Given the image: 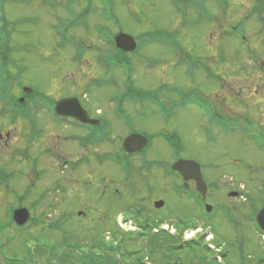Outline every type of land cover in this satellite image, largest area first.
Instances as JSON below:
<instances>
[{
  "label": "rangeland",
  "instance_id": "374dc122",
  "mask_svg": "<svg viewBox=\"0 0 264 264\" xmlns=\"http://www.w3.org/2000/svg\"><path fill=\"white\" fill-rule=\"evenodd\" d=\"M259 6L257 0H0V36L9 43L3 50L0 41V52L6 54L4 77L15 80L12 93L29 88L32 100L46 103L74 94L110 115L122 99L131 113L128 124L139 134L159 135L146 155L130 159V172L108 161L97 171L79 164L70 176L62 172L65 153L91 158L93 150L60 141L48 121L44 133L28 135L44 144L40 179L27 160L37 156L20 153L10 163L24 136L12 137L2 149L11 180L0 176L6 182L0 184V225L11 224L0 232V264H90L94 258L100 264H264V235L254 218L264 206V20L254 13ZM121 33L140 48L129 54L131 64L104 67L98 58L114 50L109 36ZM136 90L154 92L158 100L126 99ZM180 101L187 107L173 108ZM3 110L0 101V125L12 131L16 124L8 123ZM109 119L113 135L132 130ZM18 124L22 130L28 125ZM173 136L181 140L179 153L169 145ZM119 143L100 151L112 153ZM178 158L202 166L205 201L192 183L191 193H180L183 181L156 164ZM22 167H29L28 174ZM61 176L71 183L65 193L55 189ZM91 198L97 202L90 205ZM19 207L31 217L23 228L10 221ZM166 228L176 248L154 253L147 243Z\"/></svg>",
  "mask_w": 264,
  "mask_h": 264
},
{
  "label": "flooded vegetation",
  "instance_id": "af4514ba",
  "mask_svg": "<svg viewBox=\"0 0 264 264\" xmlns=\"http://www.w3.org/2000/svg\"><path fill=\"white\" fill-rule=\"evenodd\" d=\"M110 59V57L106 54V55H102L98 58V61H100L101 65L103 64H107L108 60ZM82 60V59H81ZM131 64V62H130ZM95 79V78H94ZM89 83H93V81L91 80ZM88 83V84H89ZM34 93L32 91H27L24 93V101L22 104V108H21V112L23 114V116L21 117H17V119L12 120L10 118V120L8 119V123H10L11 125H15V129H13L12 131H5L3 130V125H0V159H2V161H0V176H6L9 178V181L11 180V173L8 171V169H10L11 164H13V159L17 160L19 159L20 153L22 156H30V155H35V157L37 156V160L34 161L32 160L30 157L27 158V160H30V165H31V173L37 171L38 172V177L40 179V177L42 175H44L41 171L42 166H44V164L42 163V158L45 155L44 152V144L40 143V142H35L33 137H28L32 136V135H38L41 133V131H44L45 124L49 121L54 127V134L55 135H59V140L61 141H65L68 142L67 144H79L81 147H85L87 150H93L91 158H77L75 156V154L71 155V153H65V161L63 166V170H68L66 172H68L71 176V173L74 174V172H76L79 167L81 165H91L90 167L92 168V170H96L97 169H103L104 165L107 164V162H111L112 164L116 165L117 167H119L120 165L123 166V168L125 169L126 167H124V163H125V158H134V157H138V156H143L146 155V152H143L141 154H134V155H128L124 149H123V142L126 138H128L130 135L133 134H139L135 129V127H133V125L131 123L128 124V121H130L129 119V111L125 109V103L124 102H119L118 104L115 105V109L113 110V115H110L109 113H105L104 111H102L101 109L98 110H94L91 107H89L88 105L86 106L81 99H79L78 96L74 95V94H65L62 95L61 97H59V99H51L53 104H47L44 102V99H37L38 102H35L33 99ZM155 96V95H154ZM69 98H77L80 102L81 107L83 108V110L86 112L85 117V121L83 122L82 120H78L76 118H74L73 116L71 117H63L60 116L58 114H56L55 108L57 103L62 100V99H69ZM156 98V97H155ZM41 100V101H40ZM132 107L137 108L138 106H141L139 104H131ZM174 106V107H173ZM173 108H184L186 106H181L179 105H173ZM161 110H158L160 112L163 113V106L159 107ZM11 111V107L9 105H4V114L7 115V117H11V114L9 113ZM157 111V112H158ZM129 112V113H128ZM135 113L137 114L138 117V113L137 111H135ZM131 114V113H130ZM135 114V116H136ZM110 116H112L113 121L121 123L122 125H129L128 129H132L130 130V132L126 135V136H120L117 135V133L115 135H113V130L111 128V120L109 119ZM28 123V125L25 124L24 129H18V123ZM117 124V123H116ZM42 126V129H41ZM59 128H64L66 129L67 133L66 134H61L60 130H58ZM5 131V132H4ZM56 131H59L58 133ZM13 133V134H12ZM44 133V132H43ZM4 134L6 135V139L3 140L4 138ZM12 134V135H11ZM23 135L24 138L23 140H20L23 145H19V147H14V149L11 152V158H9L10 163H7V160H4V154L2 153V149L4 150L6 147H9L10 143H12L11 138L13 137L14 141L19 140V136ZM144 137H147L149 139V144L152 145L153 143V138H156V135H147V134H141ZM27 136V137H26ZM58 137V136H57ZM116 139H118L119 143V147L117 148L118 150L109 153V152H105V151H100L101 149L105 148L106 144H108L109 142H116ZM149 145V147H150ZM96 148V149H95ZM33 149H36L35 154H33ZM56 150H58V147H56ZM5 151V150H4ZM50 154V152H49ZM52 154H54L52 156ZM50 156L52 158H54V160L57 159V156H55V152L52 153ZM69 155V156H66ZM61 156V154H60ZM127 156H131L130 158ZM34 157V158H35ZM67 157H69L67 159ZM73 157V158H72ZM33 158V159H34ZM44 158V157H43ZM179 159V158H178ZM76 161V162H75ZM80 164V166H79ZM145 168L150 169L149 167H151V164H149L147 161L144 160L143 163ZM168 163L166 164V166L164 167L166 174H168V177L171 178L174 175L177 176V178H179L180 180L183 181V179L178 175V174H174L171 169H169ZM142 168V167H141ZM22 170H24V173H27V170H29V167H22ZM126 170V169H125ZM130 171V170H129ZM14 173V172H13ZM30 173V172H29ZM28 174V173H27ZM26 174V175H27ZM68 174V175H69ZM88 179L90 181H92L90 178V176L92 175V173H88ZM62 177V176H61ZM38 179V180H39ZM69 178H65L61 180H57V187H55V189L58 190V192L60 191L61 193H65L68 188H70V180ZM88 180V182H89ZM106 178H103L100 180V182H98L99 186L104 185V181L106 182ZM191 183L196 187V183L194 181H191L188 183V188H189V192L187 193H191L192 192V188H191ZM0 184L4 185L6 187V182H2L0 180ZM56 185V184H55ZM91 186V184H89ZM183 185H185V182L183 181ZM182 185V186H183ZM105 187V186H104ZM7 188L9 189V186H7ZM94 190H91V192ZM103 198L106 197L105 192L103 191ZM91 195V194H90ZM118 195L119 194H115ZM200 195V194H199ZM92 196V195H91ZM201 196V195H200ZM92 199V198H91ZM43 200V199H41ZM66 200V199H65ZM92 204L96 203L97 200H95L94 198L92 199ZM111 200V199H110ZM201 200L205 201L204 198L201 196ZM105 201V200H103ZM107 202L109 201V199L106 200ZM162 201V200H161ZM19 202L23 203L24 200H20ZM69 202V201H68ZM20 206V205H19ZM203 206L205 208L206 204L203 202ZM20 208V207H19ZM21 208H25V207H21Z\"/></svg>",
  "mask_w": 264,
  "mask_h": 264
},
{
  "label": "water",
  "instance_id": "95a60500",
  "mask_svg": "<svg viewBox=\"0 0 264 264\" xmlns=\"http://www.w3.org/2000/svg\"><path fill=\"white\" fill-rule=\"evenodd\" d=\"M115 43L118 49L124 52H134L137 49L136 40L126 34H119L115 38ZM27 91V89L25 90ZM56 112L61 116H73L78 120L86 122V112L80 105L77 98L62 99L56 105ZM148 139L139 134H133L129 136L124 142V149L129 154L140 153L148 146ZM173 171L179 173L183 180L188 183L194 181L196 183L197 192H199L203 198H206L208 185H206L204 176L202 174L201 165L194 160L179 159L171 166ZM188 190L187 184L184 187ZM238 194L233 193L232 196L236 197ZM164 205L163 201L157 202L155 207L160 209ZM208 212L212 209L206 206ZM14 220L18 226H24L30 218V213L27 209H19L14 213ZM257 224L260 230L264 233V207L259 211L256 216Z\"/></svg>",
  "mask_w": 264,
  "mask_h": 264
},
{
  "label": "trees",
  "instance_id": "16d2710c",
  "mask_svg": "<svg viewBox=\"0 0 264 264\" xmlns=\"http://www.w3.org/2000/svg\"><path fill=\"white\" fill-rule=\"evenodd\" d=\"M173 1L175 2V4L178 3V0H173ZM257 1L260 4V6L255 9L254 13L257 12L258 14H260V18L262 20H264L263 19V17H264V0H257ZM188 4L190 5V3H188ZM192 6L193 5H191V7ZM3 23L6 26L8 24L5 20L3 21ZM3 30H5V27L2 26V28H0V32ZM236 32H238V31L236 29H234L233 34ZM109 40H110V43L112 44V46L114 47V42L112 41V38H110ZM151 40L155 42L157 40V38L153 37V38H151ZM0 41H1V44H3V46H4L3 50H6L8 47V44H9L8 41H5V39H2L1 36H0ZM108 56L110 57V59L108 60L109 62L107 64H104V65L102 64L104 67L108 66L110 68H114L115 66L117 67L119 65H123L124 63L129 65L131 62L128 58V56H129L128 54L123 53L119 50H116V48H114V50L112 52H110V53L108 52ZM5 58H6L5 52L4 53L0 52V101L3 104L10 105L11 111L9 113L11 114L12 120H15V119H17V117L23 116V114L21 112L22 104L19 102L20 98L23 94L21 93V95L19 96V95H15L14 93H12L13 86H14L13 84H14L15 80H14V78H12L11 75L10 76L8 75V77H4V75H3L5 72V67L7 65L6 63H4V62H6ZM20 89L22 90V88H20ZM136 91L137 92H132V94L125 96L126 99H129V97L131 95H132L131 98H133V97L134 98L130 99V100H135L136 98H140V99L142 98L144 100H150L151 101V99L154 98V95L157 97V94L154 92H151V91H147L145 93V95L141 94L140 91H138V90H136ZM48 101H49V99H48ZM168 139L171 141V143H169V145L172 147H176V149H177L176 152L179 153L180 148H178V147L181 144L180 138L173 136V137H168ZM179 142H180V144H179ZM127 157H130V156H127ZM168 166H169V164H168ZM125 167H126L125 169L130 170L129 169L130 168V162L126 161ZM159 167H162L160 162H159ZM149 240L150 241L147 244H151L152 250H154L153 251L154 253H156L162 247H168L169 249H174V248H176V244H177V239L175 237L169 236L165 233L155 234ZM187 244L189 245V243H187ZM92 250H95V249H92ZM139 261L140 260H138V262ZM99 262H102V261L98 258H94V260L91 261L90 264H100ZM117 264H120V263H117ZM140 264H143L142 261H140Z\"/></svg>",
  "mask_w": 264,
  "mask_h": 264
}]
</instances>
